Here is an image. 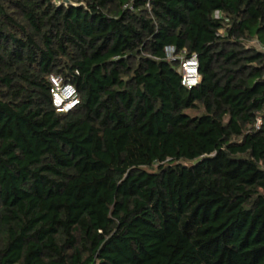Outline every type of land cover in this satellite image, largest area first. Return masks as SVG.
Wrapping results in <instances>:
<instances>
[{"label":"trees","instance_id":"trees-1","mask_svg":"<svg viewBox=\"0 0 264 264\" xmlns=\"http://www.w3.org/2000/svg\"><path fill=\"white\" fill-rule=\"evenodd\" d=\"M70 1L0 0V264H264V0Z\"/></svg>","mask_w":264,"mask_h":264},{"label":"built area","instance_id":"built-area-1","mask_svg":"<svg viewBox=\"0 0 264 264\" xmlns=\"http://www.w3.org/2000/svg\"><path fill=\"white\" fill-rule=\"evenodd\" d=\"M260 51L264 53V46L258 42L255 43ZM167 55L170 59H174V48H167ZM181 70H182V84L191 89L196 87L201 82V76L199 74V62L197 55L186 57V53H181ZM50 81L53 85L52 98L53 104L58 111L68 113L72 111L80 102L76 88L69 84L64 83L62 78L58 75H52ZM262 121L259 119L257 127L259 128Z\"/></svg>","mask_w":264,"mask_h":264},{"label":"water","instance_id":"water-1","mask_svg":"<svg viewBox=\"0 0 264 264\" xmlns=\"http://www.w3.org/2000/svg\"><path fill=\"white\" fill-rule=\"evenodd\" d=\"M57 4L58 5H62V4H65L66 6H78L74 3H72L70 0H56Z\"/></svg>","mask_w":264,"mask_h":264}]
</instances>
